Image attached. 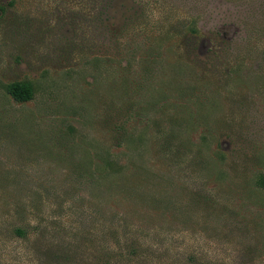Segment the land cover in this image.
Listing matches in <instances>:
<instances>
[{
	"label": "rangeland",
	"instance_id": "374dc122",
	"mask_svg": "<svg viewBox=\"0 0 264 264\" xmlns=\"http://www.w3.org/2000/svg\"><path fill=\"white\" fill-rule=\"evenodd\" d=\"M1 3L0 264H264V0Z\"/></svg>",
	"mask_w": 264,
	"mask_h": 264
},
{
	"label": "trees",
	"instance_id": "16d2710c",
	"mask_svg": "<svg viewBox=\"0 0 264 264\" xmlns=\"http://www.w3.org/2000/svg\"><path fill=\"white\" fill-rule=\"evenodd\" d=\"M2 0H0V19L4 15L5 7L2 5ZM8 93L18 102H25L31 100L33 97V89L30 84L26 83H13L9 85L7 89ZM264 182V176L261 177ZM261 184V183H260ZM20 234L24 232L18 231Z\"/></svg>",
	"mask_w": 264,
	"mask_h": 264
}]
</instances>
